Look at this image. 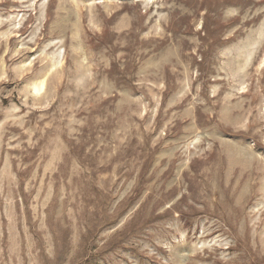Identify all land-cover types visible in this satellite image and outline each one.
<instances>
[{
  "label": "rangeland",
  "instance_id": "obj_1",
  "mask_svg": "<svg viewBox=\"0 0 264 264\" xmlns=\"http://www.w3.org/2000/svg\"><path fill=\"white\" fill-rule=\"evenodd\" d=\"M0 264H264V0H0Z\"/></svg>",
  "mask_w": 264,
  "mask_h": 264
}]
</instances>
